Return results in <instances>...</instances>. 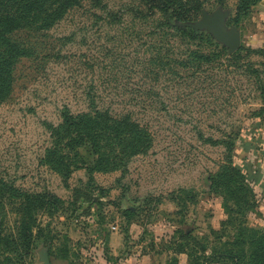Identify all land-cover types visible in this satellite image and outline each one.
Segmentation results:
<instances>
[{"label": "rangeland", "instance_id": "374dc122", "mask_svg": "<svg viewBox=\"0 0 264 264\" xmlns=\"http://www.w3.org/2000/svg\"><path fill=\"white\" fill-rule=\"evenodd\" d=\"M196 1L200 9L185 1L188 20L170 25L145 0H81L49 28L11 34L28 54L0 102V178L61 200L52 214L38 212L43 231L22 264H44L42 252L51 264H233L217 255L236 250L234 224L222 221L264 228V0L241 12L238 0ZM218 7L241 34L231 54L180 24ZM64 110L128 116L151 147L124 167L64 178L43 163ZM225 164L247 176L251 209L243 191L211 186Z\"/></svg>", "mask_w": 264, "mask_h": 264}, {"label": "trees", "instance_id": "16d2710c", "mask_svg": "<svg viewBox=\"0 0 264 264\" xmlns=\"http://www.w3.org/2000/svg\"><path fill=\"white\" fill-rule=\"evenodd\" d=\"M80 1L0 0V102L11 92L15 63L28 54L21 44L12 40L11 34L24 27L49 28ZM185 1H193L194 10L201 7L196 0H145L149 10H163L170 25L174 19L188 20L190 15L181 10ZM258 1L238 0V11ZM136 14L145 15L146 12L136 11ZM49 128L51 145L45 149L43 163L64 178L78 169H86L91 174L124 167L133 156L147 152L152 142L148 132L138 123L128 116L116 118L107 110L77 115L64 110L61 123ZM246 179L236 165L225 164L211 177V186L217 188L223 184L231 195L243 191L242 208L247 211L255 206L256 199ZM239 200L237 204H241ZM60 203L55 195L29 194L0 178V264H22L32 251L34 240L43 231L37 219L38 212L47 209L52 214L60 208ZM240 211L235 212L236 216ZM125 214L132 215V211L126 210ZM237 222V217L222 221L224 227L227 223L234 224L230 243L236 250L221 249L217 255L230 258L233 264H264V228H249ZM225 232L226 229L222 230V234ZM200 245L203 250L207 249L202 242Z\"/></svg>", "mask_w": 264, "mask_h": 264}, {"label": "water", "instance_id": "95a60500", "mask_svg": "<svg viewBox=\"0 0 264 264\" xmlns=\"http://www.w3.org/2000/svg\"><path fill=\"white\" fill-rule=\"evenodd\" d=\"M229 16L228 10L218 7L209 13L205 9L201 11V18L195 22L180 23L182 26L192 27L194 30H206L219 43L228 48L231 54L237 51L241 45V34L237 26L227 27L226 21ZM44 264H51L49 256L46 252H42Z\"/></svg>", "mask_w": 264, "mask_h": 264}]
</instances>
